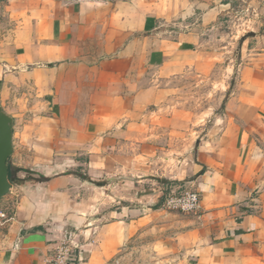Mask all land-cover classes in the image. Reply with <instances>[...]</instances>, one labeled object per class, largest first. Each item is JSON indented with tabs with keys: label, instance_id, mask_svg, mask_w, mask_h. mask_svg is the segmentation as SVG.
Instances as JSON below:
<instances>
[{
	"label": "crops",
	"instance_id": "1",
	"mask_svg": "<svg viewBox=\"0 0 264 264\" xmlns=\"http://www.w3.org/2000/svg\"><path fill=\"white\" fill-rule=\"evenodd\" d=\"M12 2L21 22L0 60V107L13 117V209L0 264H45L66 230L79 244L70 264L105 262L145 235L176 264H264V34L243 36L225 111L169 175L151 117L159 81L211 65L208 31L236 0ZM186 189L198 211L169 210Z\"/></svg>",
	"mask_w": 264,
	"mask_h": 264
},
{
	"label": "rangeland",
	"instance_id": "2",
	"mask_svg": "<svg viewBox=\"0 0 264 264\" xmlns=\"http://www.w3.org/2000/svg\"><path fill=\"white\" fill-rule=\"evenodd\" d=\"M16 8L12 0H0V60L10 54L15 29L21 22L15 13ZM209 31L205 48L214 57L210 60L211 65L208 64L206 69L195 66L196 69H186L167 81H159V87L165 92L159 104L152 108L151 117L156 121V139L162 141L159 146L163 148L155 152L160 158V166H166L160 169V174L169 175L167 166L176 164L177 155L181 156L179 149L185 144L193 148L195 139L206 136L214 126L215 116L225 111L233 80L240 64L245 62L241 51L243 36L250 31L264 34V3L259 0H236L216 27ZM142 185L149 189L148 182ZM8 195L0 200V248L5 244L8 233L6 220L13 209L12 202L6 198ZM95 196L100 199L101 190L95 192ZM162 244L161 240L145 235L139 240L128 241L110 260L99 264H176L172 253Z\"/></svg>",
	"mask_w": 264,
	"mask_h": 264
},
{
	"label": "built area",
	"instance_id": "3",
	"mask_svg": "<svg viewBox=\"0 0 264 264\" xmlns=\"http://www.w3.org/2000/svg\"><path fill=\"white\" fill-rule=\"evenodd\" d=\"M200 202L199 193L193 189H186L181 193L172 192L166 198V205L170 209L181 212H197ZM2 215L4 216V214ZM77 247L79 244L75 240V232L65 231L64 237L52 249L53 253L46 259L45 264H70V260H74V251Z\"/></svg>",
	"mask_w": 264,
	"mask_h": 264
},
{
	"label": "water",
	"instance_id": "4",
	"mask_svg": "<svg viewBox=\"0 0 264 264\" xmlns=\"http://www.w3.org/2000/svg\"><path fill=\"white\" fill-rule=\"evenodd\" d=\"M13 150V117L0 107V200L11 191L8 161Z\"/></svg>",
	"mask_w": 264,
	"mask_h": 264
},
{
	"label": "trees",
	"instance_id": "5",
	"mask_svg": "<svg viewBox=\"0 0 264 264\" xmlns=\"http://www.w3.org/2000/svg\"><path fill=\"white\" fill-rule=\"evenodd\" d=\"M182 191L178 192V193H181Z\"/></svg>",
	"mask_w": 264,
	"mask_h": 264
}]
</instances>
